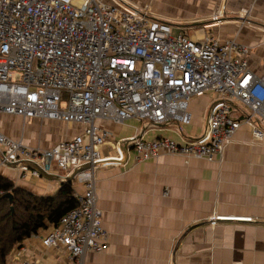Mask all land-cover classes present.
Listing matches in <instances>:
<instances>
[{
	"label": "built area",
	"instance_id": "2783aa9c",
	"mask_svg": "<svg viewBox=\"0 0 264 264\" xmlns=\"http://www.w3.org/2000/svg\"><path fill=\"white\" fill-rule=\"evenodd\" d=\"M172 33L168 21L123 0H0V115L86 126L50 149L0 132V168L13 167L22 179L55 171L69 173L63 181L73 177L78 207L41 238L47 249L66 248L71 264L108 248L96 170L122 166L131 156L137 163L161 154L214 161L243 126L255 140L264 139V79L250 68L251 48L215 34L197 41ZM204 95L217 96L207 131L185 143L131 136L111 144L98 124L189 125L190 102ZM254 221L209 218L212 225Z\"/></svg>",
	"mask_w": 264,
	"mask_h": 264
},
{
	"label": "crops",
	"instance_id": "0c3cea01",
	"mask_svg": "<svg viewBox=\"0 0 264 264\" xmlns=\"http://www.w3.org/2000/svg\"><path fill=\"white\" fill-rule=\"evenodd\" d=\"M123 1L168 21L172 32L179 27L182 35L194 40L215 34L223 42L249 46L250 68L264 79V0H184L192 7L187 20H178L167 10L154 11L156 0ZM178 21L191 25L173 24ZM215 98L204 95L191 100L189 125L170 121L153 127L136 119L98 124L110 133L111 144L131 136L185 143L207 131ZM21 122L22 131L14 130L13 125ZM85 128L0 115V132L31 148L50 149ZM110 149L107 146V153ZM0 174L39 196L53 195L69 175L55 171L51 179H22L20 171L8 166L0 168ZM94 178L109 241L105 252L87 253L83 264H264V139L255 140L248 127L243 126L214 161L161 154L137 163L131 156L122 166L96 170ZM213 214L255 221L212 225ZM50 229L24 241L11 253L8 264H71L66 248L42 245L41 238Z\"/></svg>",
	"mask_w": 264,
	"mask_h": 264
},
{
	"label": "trees",
	"instance_id": "16d2710c",
	"mask_svg": "<svg viewBox=\"0 0 264 264\" xmlns=\"http://www.w3.org/2000/svg\"><path fill=\"white\" fill-rule=\"evenodd\" d=\"M0 192V264H8L11 253L24 241L56 227L68 212L78 207L69 179L53 195L39 196L0 174ZM8 194L13 195V204L5 198Z\"/></svg>",
	"mask_w": 264,
	"mask_h": 264
},
{
	"label": "rangeland",
	"instance_id": "374dc122",
	"mask_svg": "<svg viewBox=\"0 0 264 264\" xmlns=\"http://www.w3.org/2000/svg\"><path fill=\"white\" fill-rule=\"evenodd\" d=\"M131 7L137 11L145 12L143 10H140L142 8H139V6H137V5H136L137 8H135L133 6H131ZM152 7L154 8V11H156V12L167 10L168 12L171 13V15L173 17H176V19H178V20H184V19L187 20L188 17H190L191 10H192L191 5L187 2H185L184 0H174L173 2H169L168 0H156V4L152 5ZM173 24L191 25V24H186L184 21L174 22ZM181 33H182L181 29L179 27H177V28H174L172 34H173V37H178ZM13 129L21 132L23 129L22 122L21 123H15L13 125ZM20 177L22 178V176H20Z\"/></svg>",
	"mask_w": 264,
	"mask_h": 264
},
{
	"label": "water",
	"instance_id": "95a60500",
	"mask_svg": "<svg viewBox=\"0 0 264 264\" xmlns=\"http://www.w3.org/2000/svg\"><path fill=\"white\" fill-rule=\"evenodd\" d=\"M45 178L51 179V177H48V176H46ZM72 179H73V177L69 178L70 181H72ZM5 198H8L10 200L11 204H13V195L12 194L6 195Z\"/></svg>",
	"mask_w": 264,
	"mask_h": 264
}]
</instances>
